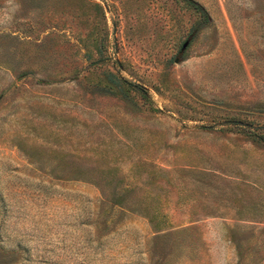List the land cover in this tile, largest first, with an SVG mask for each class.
<instances>
[{
    "label": "rangeland",
    "instance_id": "374dc122",
    "mask_svg": "<svg viewBox=\"0 0 264 264\" xmlns=\"http://www.w3.org/2000/svg\"><path fill=\"white\" fill-rule=\"evenodd\" d=\"M87 1L0 0V264H264V0Z\"/></svg>",
    "mask_w": 264,
    "mask_h": 264
},
{
    "label": "trees",
    "instance_id": "16d2710c",
    "mask_svg": "<svg viewBox=\"0 0 264 264\" xmlns=\"http://www.w3.org/2000/svg\"><path fill=\"white\" fill-rule=\"evenodd\" d=\"M183 1L185 4L189 5L194 10V12L198 15V23H203L206 20L207 18L206 14L198 4L193 3L189 0H183ZM85 2L88 6H91L93 7L94 10H97L99 14L101 15V17L104 16V11L100 4L95 3V2H90L87 0H85ZM108 91H109V88H108ZM109 92H112V91H109ZM112 93H115V92H112ZM108 182H111V181H108ZM115 185H118V183ZM104 196L107 200H109L114 205H117L118 207H121L125 210L135 212L147 218L148 221L152 224L153 229L158 230V229L163 228L162 225H157V224H160L158 220L159 212L149 211V209L145 205L146 203H145L144 195L143 197L141 196L142 199H139L137 201L139 203L135 201V197L134 198L131 197L130 194H128L126 191L125 192H118V191L107 192L106 194H104Z\"/></svg>",
    "mask_w": 264,
    "mask_h": 264
},
{
    "label": "clouds",
    "instance_id": "9594fccd",
    "mask_svg": "<svg viewBox=\"0 0 264 264\" xmlns=\"http://www.w3.org/2000/svg\"><path fill=\"white\" fill-rule=\"evenodd\" d=\"M11 20V15L5 13L2 17H0V24H5Z\"/></svg>",
    "mask_w": 264,
    "mask_h": 264
}]
</instances>
